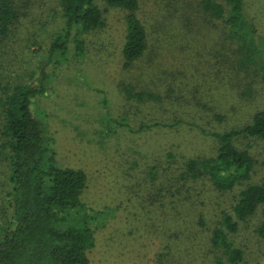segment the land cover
I'll return each mask as SVG.
<instances>
[{
    "label": "rangeland",
    "instance_id": "374dc122",
    "mask_svg": "<svg viewBox=\"0 0 264 264\" xmlns=\"http://www.w3.org/2000/svg\"><path fill=\"white\" fill-rule=\"evenodd\" d=\"M30 1L21 26L0 48L2 97L16 83L35 80L38 61L46 60L51 35L62 26L59 0ZM199 1L144 3L141 11L152 40L155 23L168 30L155 41L162 48L148 49L131 69L122 66L125 12L106 5V26L86 34L84 55L69 48L66 56L53 55L58 60L54 69L45 67L46 89L33 97L31 108L58 163L85 170L81 199L101 213L91 219L95 245L88 252L89 264H235L220 251L208 255L209 238L196 233L201 223H212L214 211L228 208L230 194L172 184L166 167L170 151L180 158L192 152L215 154L213 131L238 125L247 111L264 106V83L257 73L249 79L239 73L243 82L252 81L253 98L242 91L245 86H235L231 61L236 65V53L227 46L228 29L203 12ZM103 4L101 0L102 9ZM244 12L264 50V0H244ZM154 49L159 53L149 60ZM121 81L137 82L155 96L158 91L165 101L128 97ZM245 142L257 161L253 178H260L263 143ZM3 168L0 162V180ZM0 205L1 215L6 207L1 194ZM263 207L232 236L243 248L239 264H264V236L257 231Z\"/></svg>",
    "mask_w": 264,
    "mask_h": 264
},
{
    "label": "trees",
    "instance_id": "16d2710c",
    "mask_svg": "<svg viewBox=\"0 0 264 264\" xmlns=\"http://www.w3.org/2000/svg\"><path fill=\"white\" fill-rule=\"evenodd\" d=\"M100 1L59 0L57 10L62 26L51 35L48 56L38 61L35 80L16 83L11 91L5 90L6 94L0 96V154L3 155L0 162L4 167L0 180L4 188L0 189V194L6 201L0 215V264H89L88 252L95 245V227L91 219L100 217L101 213L93 211L81 199L87 186L85 170L58 163L51 139L45 135L42 122L31 108L33 97L46 89L45 67L52 64L54 69L58 61L53 55L66 56L69 48H76V56L84 55L86 34L106 26L105 5L118 6L125 12L121 49L125 69H131L148 49L162 48L155 41L168 30L155 23L156 40H152L141 11L142 5L149 4L150 0H103V9ZM153 3L158 2L154 0ZM30 4V0H0V48L8 35L21 26V18ZM199 4L203 12L228 29L227 46L234 48L232 51L236 53V65L231 61L237 78L235 86L242 84L246 87L242 91L253 98L252 81L241 79L243 75H248L249 79L257 73L264 83V50L258 44L255 25L245 15L244 0H200ZM151 52L149 60H153L159 50ZM241 71L243 75L239 74ZM139 82L146 86V82ZM119 86L128 91V97L138 100L152 97L158 101L163 98L165 101L160 92L155 96L134 81H121ZM132 90L138 91L132 93ZM211 134L218 141L215 154L195 155L192 152L180 158L170 151L171 159L166 167L171 171L172 184L230 194L228 208L214 211L212 223H201L202 228H197L196 233L209 238L208 255L220 251L231 263L239 264L244 261V252L232 236L240 224L264 204V174L253 178L257 161L243 144L252 139L261 141L264 147V106L247 111L240 124ZM262 213L264 215V207ZM3 219L8 222L3 224ZM257 231L264 236V218ZM217 261L222 262L218 255Z\"/></svg>",
    "mask_w": 264,
    "mask_h": 264
}]
</instances>
